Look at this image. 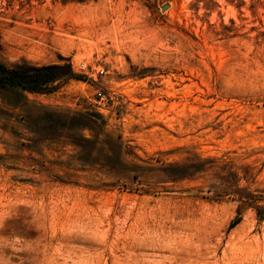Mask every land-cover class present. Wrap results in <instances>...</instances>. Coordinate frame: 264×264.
Returning <instances> with one entry per match:
<instances>
[{
	"label": "rangeland",
	"instance_id": "rangeland-1",
	"mask_svg": "<svg viewBox=\"0 0 264 264\" xmlns=\"http://www.w3.org/2000/svg\"><path fill=\"white\" fill-rule=\"evenodd\" d=\"M0 63L77 77L0 87V264H264V0H0Z\"/></svg>",
	"mask_w": 264,
	"mask_h": 264
},
{
	"label": "trees",
	"instance_id": "trees-1",
	"mask_svg": "<svg viewBox=\"0 0 264 264\" xmlns=\"http://www.w3.org/2000/svg\"><path fill=\"white\" fill-rule=\"evenodd\" d=\"M74 77L70 65H47L33 66L28 64L15 65L8 68L0 63V87L17 89L30 93L46 94L49 92L50 85L63 78ZM61 129L68 131L76 128L80 131L89 130L95 132L97 122L101 118L97 114L84 113L75 114L70 117H62ZM88 143L87 140H83Z\"/></svg>",
	"mask_w": 264,
	"mask_h": 264
},
{
	"label": "built area",
	"instance_id": "built-area-1",
	"mask_svg": "<svg viewBox=\"0 0 264 264\" xmlns=\"http://www.w3.org/2000/svg\"><path fill=\"white\" fill-rule=\"evenodd\" d=\"M98 73L102 75L103 74V70H100ZM98 99H99V102H103L104 101V97L100 93L98 94Z\"/></svg>",
	"mask_w": 264,
	"mask_h": 264
}]
</instances>
